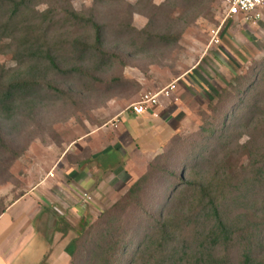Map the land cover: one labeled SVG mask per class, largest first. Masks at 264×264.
<instances>
[{
	"label": "rangeland",
	"instance_id": "rangeland-1",
	"mask_svg": "<svg viewBox=\"0 0 264 264\" xmlns=\"http://www.w3.org/2000/svg\"><path fill=\"white\" fill-rule=\"evenodd\" d=\"M227 2L71 1L77 12L94 15L103 27L105 51L116 57L94 77L57 78L60 92L42 89L35 112L2 130L0 217L20 199H33L22 213L33 215L39 232L11 264H81L65 253L71 241L94 230L101 214L152 166L175 162L180 142L194 144L204 113L219 95L239 78H254L264 63V12L258 20L228 18ZM47 8L43 3L37 9ZM87 31L73 25L58 32L72 40L87 33L91 42ZM0 64L17 66L1 47ZM155 95L158 106L145 115L131 113L133 105ZM137 119L148 125L133 137L129 122ZM126 133L131 137L124 138ZM110 151V158L98 159ZM166 186L158 185L151 204L171 188Z\"/></svg>",
	"mask_w": 264,
	"mask_h": 264
},
{
	"label": "trees",
	"instance_id": "trees-1",
	"mask_svg": "<svg viewBox=\"0 0 264 264\" xmlns=\"http://www.w3.org/2000/svg\"><path fill=\"white\" fill-rule=\"evenodd\" d=\"M71 1L0 0V47L17 63L0 64V140L35 112L42 89L60 92L57 78L94 77L113 64L103 27ZM73 25L93 40L58 32ZM253 77L219 95L194 144L180 142L175 162L152 166L65 253L81 264H264V63ZM158 178L171 188L151 204Z\"/></svg>",
	"mask_w": 264,
	"mask_h": 264
},
{
	"label": "crops",
	"instance_id": "crops-1",
	"mask_svg": "<svg viewBox=\"0 0 264 264\" xmlns=\"http://www.w3.org/2000/svg\"><path fill=\"white\" fill-rule=\"evenodd\" d=\"M136 121L137 122H129V120H127L131 125L130 128L132 133L131 131L129 132L133 137H139L143 133L144 125H148L146 121H143V123L140 122L142 124H138L139 119ZM133 123L136 124L133 125ZM128 137L130 138L131 136L126 133L124 138ZM111 156L112 151L105 155L101 154L98 159L105 157L110 158ZM34 204L33 199L22 198L11 205L0 217V260H2L4 264H11L18 261L20 255H22L27 247L38 237L39 232H37L35 228V221H33L35 219H33V215L30 213H22L24 208H32Z\"/></svg>",
	"mask_w": 264,
	"mask_h": 264
},
{
	"label": "built area",
	"instance_id": "built-area-1",
	"mask_svg": "<svg viewBox=\"0 0 264 264\" xmlns=\"http://www.w3.org/2000/svg\"><path fill=\"white\" fill-rule=\"evenodd\" d=\"M263 12L264 0H228L227 2L226 15L228 18L234 19L243 17L245 20H258L263 15ZM172 89H174V87ZM169 94V91L166 92L167 97ZM158 97L159 95L153 97L147 96L145 100L132 106L131 113L137 116L145 115L149 109L158 106Z\"/></svg>",
	"mask_w": 264,
	"mask_h": 264
}]
</instances>
